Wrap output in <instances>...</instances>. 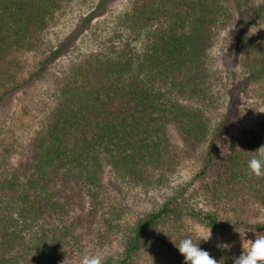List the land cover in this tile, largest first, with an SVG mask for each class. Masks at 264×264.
<instances>
[{
    "label": "trees",
    "instance_id": "obj_1",
    "mask_svg": "<svg viewBox=\"0 0 264 264\" xmlns=\"http://www.w3.org/2000/svg\"><path fill=\"white\" fill-rule=\"evenodd\" d=\"M65 1L0 0V99L15 80V55L41 42ZM254 9L262 13L260 6ZM231 18L230 0H131L114 35L62 78L54 109L29 143L25 159L3 164L0 264H18L34 252L44 264H55L66 251L72 255L68 238L79 240L78 229L91 231L98 223L105 162L123 175L148 181L162 167L174 169L170 127L192 147L205 141L207 119L191 103L209 91V52ZM255 45L248 43L244 51L257 63ZM256 66L263 74L264 62ZM258 126L229 145L216 178L206 184L215 211L181 206L171 198L139 218L119 258L101 264H132L154 233H159L156 260L184 264L173 240L178 243L187 235H175L163 225L172 221L178 229L186 216H193L226 232L232 220L246 221L251 202L264 206V176L248 168V159L264 145V121ZM205 159L200 176L210 168L211 151ZM221 215L234 219L221 220ZM247 227L264 229V223ZM200 247L222 264H233L242 252L205 241Z\"/></svg>",
    "mask_w": 264,
    "mask_h": 264
},
{
    "label": "rangeland",
    "instance_id": "obj_2",
    "mask_svg": "<svg viewBox=\"0 0 264 264\" xmlns=\"http://www.w3.org/2000/svg\"><path fill=\"white\" fill-rule=\"evenodd\" d=\"M130 3L131 0H66L41 42L15 55L19 62L14 70L15 80L3 89L0 99V171L4 165L25 159L29 143L54 109L62 78L74 64L100 50L114 35ZM230 6L232 18L220 30L209 52V91L191 103L207 119L205 141L192 147L177 128L170 127L169 149L174 153V169L162 167L148 181L139 182L129 174L123 175L105 162L98 223L91 231L78 229L79 240L69 237L66 247L74 249L72 255L68 256L66 251L55 264H84L86 259L101 264L107 258H119L139 218L158 211L174 197L181 201V206L189 204L197 210L215 211L216 206L205 193L206 184L216 178L229 145L248 136L264 121V73L258 72L256 66L264 62V0H230ZM255 6H260L262 13L257 14ZM251 42H256L257 63L244 51ZM221 121L225 122L224 131L215 137ZM208 150L212 162L207 173L200 176ZM249 206L244 215L246 221L235 224L232 220V227L226 232L193 216H186L178 229L172 228V221L163 226L175 235L212 231L206 241L209 244H228L242 250L240 232L245 233L246 239L264 235V229L247 227L264 223V206L254 202ZM227 217L233 215H221V220ZM158 236L154 233L147 239L132 264H160L156 260L159 252L155 255ZM18 264L44 263L34 252L22 257Z\"/></svg>",
    "mask_w": 264,
    "mask_h": 264
},
{
    "label": "clouds",
    "instance_id": "obj_3",
    "mask_svg": "<svg viewBox=\"0 0 264 264\" xmlns=\"http://www.w3.org/2000/svg\"><path fill=\"white\" fill-rule=\"evenodd\" d=\"M255 155L248 159V168L256 176H264V145L255 150ZM242 252L233 257V264H264V235H256L255 239H246L241 233ZM212 231H197L195 234L184 236L179 242H174L180 254L184 257V264H222L210 253L200 247L201 241H208ZM217 247L229 249L228 244H217ZM84 264H96V260H85ZM224 264V262H223Z\"/></svg>",
    "mask_w": 264,
    "mask_h": 264
}]
</instances>
